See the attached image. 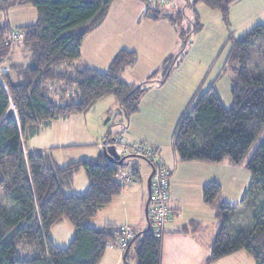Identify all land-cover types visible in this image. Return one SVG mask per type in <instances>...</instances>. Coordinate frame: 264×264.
Wrapping results in <instances>:
<instances>
[{
    "label": "trees",
    "instance_id": "obj_1",
    "mask_svg": "<svg viewBox=\"0 0 264 264\" xmlns=\"http://www.w3.org/2000/svg\"><path fill=\"white\" fill-rule=\"evenodd\" d=\"M112 1H0L5 8L31 4L37 13L35 23L21 31L22 47L27 50L23 57L30 58L29 63L8 67L15 78L0 72V264H98L107 242L117 240L120 227L107 224L96 229L84 222L121 192L122 184L115 175L134 156H124L123 163L117 164L101 151L94 159L60 166L48 151L26 150L27 139L50 119L82 114L108 95L116 98L120 112L128 118L138 111L148 83L158 73L162 75L158 82L166 80L182 55L187 36L199 29L198 24L187 26V3L192 9L202 3L217 10L227 23L229 7L237 0H183L185 5L174 0L165 8L145 2L142 18L168 21L183 45L141 82L128 83L122 78L136 60V54L127 50L118 51L103 72L87 66L67 70L66 65L80 58L84 37L103 21ZM6 33L0 27V63L13 48L3 42ZM257 46L264 51V23L235 38L227 54L226 62L236 65L231 107L221 104L212 84L180 115L173 133L172 144L180 161L217 164L229 158L234 164L244 163L250 173L249 187L240 201L241 205L249 203L250 224L241 230L232 229L239 204L224 200L215 181L202 186L203 201L214 207L220 223L206 263L245 251L254 264H264V68L252 72L247 65ZM66 92L70 94L65 96ZM112 138L109 134L105 140ZM81 169L88 179L86 190L66 192ZM132 172L136 174V169ZM62 219L74 229L66 247L56 246L49 238L51 227ZM129 250H133L136 264H160L161 237L151 228L137 231L126 255Z\"/></svg>",
    "mask_w": 264,
    "mask_h": 264
},
{
    "label": "crops",
    "instance_id": "obj_2",
    "mask_svg": "<svg viewBox=\"0 0 264 264\" xmlns=\"http://www.w3.org/2000/svg\"><path fill=\"white\" fill-rule=\"evenodd\" d=\"M145 7L143 0H113L103 21L84 37L80 47V58L66 65L67 70L72 71L87 66L103 72L107 69L114 55L121 50L132 51L136 54L135 62L123 72L124 81L128 83L141 82L148 74L158 69L164 58L170 54H175L180 49L178 31L164 19L152 21L142 18ZM204 10L214 19L218 15V20L224 23L217 10L209 8ZM36 18V9L31 4L20 3L12 4L6 8L0 7V27L6 28L8 33L15 30L22 31L24 27L34 24ZM256 23H264V0H237L230 5L227 23L225 24L246 29V26L256 25ZM12 46L13 48L0 63V70L7 67V72L12 78H15V73L8 67L20 64L27 65L30 58L23 57L27 54V50L22 47V40L12 44ZM171 71L164 82L160 83L154 80L148 83L147 90L140 98L138 111L128 117L127 125L121 129L125 132L121 131V133L120 129L114 128L115 134L107 133V135L110 134L111 138L114 135H122L127 141L143 142L156 147L170 171L168 183L169 213L161 236L160 264H254L252 258L245 251H238L206 263L210 246L220 223L215 217L214 207L205 203L199 194L205 183L215 181L219 184L220 182L214 178L213 174H209L210 169L215 168L213 166L216 165L200 161H187L193 162V165L180 164L181 161L178 159L172 144L173 133L180 115L198 95L197 91L200 88L201 79L197 77V81L194 82L191 76L182 77L180 74L170 77ZM55 87L57 88V86H51L50 89L53 90ZM68 92L64 95L70 94ZM58 93H60V89H58ZM99 104L116 106L118 103L113 95H108L95 101L89 110L82 114H70L64 118L50 119L41 124L39 130L29 139L39 135L44 129H49L57 135L60 141L50 146L48 144L32 145L29 148L26 147V150L48 151L51 157L52 151L79 150L78 154L71 155L69 152L70 159L65 158L67 162L63 164H57L52 157L53 161L60 166L80 159H94L101 152L99 145L105 141L106 136H102V131L93 133V131L84 130V128L87 124V114ZM109 111L110 108L104 106L101 111L99 110L100 117ZM164 114L165 122L168 121L170 114L178 115L176 121L171 125L173 133L171 132L172 135L168 143L169 133L167 130L162 132L160 128L158 130L156 127L157 123L163 122ZM156 115L159 116L156 117ZM65 122L72 125L69 133L64 126L66 125ZM71 140L72 142H70ZM184 166H191L190 168H193L194 171L189 175ZM124 169L132 174V181L122 184L121 192L113 197L106 206L100 208L94 217L87 219L84 222L85 226L99 229L107 224H112L118 227L128 226L137 232L142 215L145 216L143 206L147 197L146 194L144 195V189L146 190L147 177L152 169L149 164V171L144 177H141L137 168L136 174L132 172L135 168L130 171L126 166ZM186 176L187 178L189 176L194 178L193 183L196 186V192L193 191L192 203H196V211H193L189 218L178 219V215L172 219L170 215L181 212L182 201L186 199L184 196H186L188 186L182 182ZM87 186V175L81 169L73 175L72 182L66 192L80 194L86 190ZM223 199L227 201L226 198ZM63 220L65 219L54 224L49 231V238L59 247L66 246L58 244V236L53 230H57L55 228H59L58 226H65ZM70 240L71 238L69 242ZM125 250L118 247H106L98 264H122V261H127L129 257L130 250L127 255ZM134 264H136V259Z\"/></svg>",
    "mask_w": 264,
    "mask_h": 264
},
{
    "label": "rangeland",
    "instance_id": "obj_3",
    "mask_svg": "<svg viewBox=\"0 0 264 264\" xmlns=\"http://www.w3.org/2000/svg\"><path fill=\"white\" fill-rule=\"evenodd\" d=\"M180 4L185 5L183 0H180ZM186 6L187 7L185 8V13L188 17L187 26L192 27L195 24H198L199 29L195 32H191L187 36L184 47L182 49L180 48L182 51V55L180 56V58L182 59L178 60L177 66L175 64L171 71L172 75L170 77L176 74H180L182 77L191 76L194 82L197 81V77H199L201 79V83H199L200 88L197 91L198 93L196 92L197 94L213 84V87L220 99L221 104L225 108H230L232 105V96L230 91L231 80L234 74L233 69L236 65L226 62L227 54L231 48L233 40L243 34L245 31L252 28L255 24L246 26V29H239L234 27V25L231 26V24L222 23L221 20H218V15L217 18L214 19L206 12V10H204L207 8L202 3H198V5L195 6L194 10L196 12L193 11L191 7H189L190 5H188V3ZM179 43L180 46L183 45L180 39ZM247 65L248 67L250 66L252 72H256L264 68V51L262 50V48L257 46L252 51V59ZM0 72H2V70H0ZM161 78V74H158L156 76V80H160ZM104 106H108L110 108V111L103 117H100L99 110L101 111ZM175 115L176 114H170L168 121L165 122L164 114V118L162 119L163 122L157 123L156 126L158 130L160 128L162 132H165V130H167V132L169 133L167 143L173 133V128L171 127V125L176 121L178 117V115ZM158 116L159 115H156V117ZM127 120L128 118H126L125 115L120 112L118 104H116V106L99 104L98 106H96V108H93V110H91V112L87 114V124L85 125L86 127L84 128V130L88 129L93 131V133L102 131V136L105 137L107 136V133H114L113 131L115 129H120V132H125V130L121 129H123V127L127 125ZM66 123L67 122H65V124ZM64 126L66 127V131L68 133L71 132V124H66ZM67 132H64V134H67ZM116 133L119 132L116 131ZM123 135L126 136L125 134ZM67 138H69L68 135ZM58 141H60V139H58L57 135L54 132H51L49 129H44L39 135L35 136L34 138L27 139L26 147L29 148L32 145L40 146L45 144H48L50 146L52 144H57L56 142ZM70 142H72V140ZM69 152H71V155L74 153L78 154L79 150H68V152L64 150H59L58 152L52 151V157L57 164H63L67 162L65 158L70 159V155H68ZM192 163L193 162L187 161L180 162L181 165H193ZM213 165L216 166H213L215 168L210 169L209 174H213L214 178H216L218 182H220L219 185L222 189L221 197L226 198L227 202L231 204H239L237 209L238 212L232 219V229L235 231L244 229L247 225L250 224L251 208L249 207V203L241 205L240 201L242 200L244 192L249 187L251 179L250 173L245 168L244 163L234 164L229 160V158L224 159L221 163ZM184 167H186L185 170H188L189 175L192 171H194L193 168H190L191 166ZM133 168H137V170L141 174V177H144L149 171V163L142 157L134 156L133 159L127 161V169L131 171ZM193 180L194 178L190 176L188 178L186 176L182 180V182H184V184L188 186L186 188V196H184V198L186 199L182 201L181 212H179L178 214H176L175 212L173 213V215H170L172 219L174 217H177L178 215V219H186L191 216L193 211H196V203H192L194 194L193 191L196 189ZM143 184L145 185V182H143ZM145 194L147 197V188L146 190L144 189V195ZM199 196L200 198H202V189ZM247 201H249V199ZM143 210H145V205L143 206ZM63 223H65V226H58L59 228H55L57 230L53 231L56 236H58V244H60L61 246H67L69 239L72 238L71 236H73L74 229L72 224L68 220H63ZM145 227L146 220L143 214L137 231L145 229ZM134 260L135 255L133 251L130 250L127 261L123 260L122 264H134Z\"/></svg>",
    "mask_w": 264,
    "mask_h": 264
},
{
    "label": "built area",
    "instance_id": "obj_4",
    "mask_svg": "<svg viewBox=\"0 0 264 264\" xmlns=\"http://www.w3.org/2000/svg\"><path fill=\"white\" fill-rule=\"evenodd\" d=\"M144 2L158 3L160 7H168L174 0H143ZM23 38L21 31L15 30L6 33L3 42L6 44L19 43ZM7 72V67L1 69ZM107 145H113L116 153L121 156L133 155L142 157L147 160L153 170L151 178V199L148 206V216L150 220V228L156 237H161L164 226L168 220L169 192L168 183L170 171L160 156L156 147L147 143L127 141L122 135H114L111 141L100 143V151H104ZM117 181L121 184L132 181V174L124 168H119L116 175ZM119 236L115 241H109L106 244L108 248L118 247L125 250L135 235V231L128 226H120Z\"/></svg>",
    "mask_w": 264,
    "mask_h": 264
},
{
    "label": "water",
    "instance_id": "obj_5",
    "mask_svg": "<svg viewBox=\"0 0 264 264\" xmlns=\"http://www.w3.org/2000/svg\"><path fill=\"white\" fill-rule=\"evenodd\" d=\"M107 141L105 140L104 143H106ZM105 157L109 160V161H114L117 164H122L123 160H124V156H119L113 145H107L106 148L103 151ZM152 174H153V170H151V172L149 173L148 177H147V181H146V188H147V199H146V203H145V219L147 222V226L145 230H149L150 229V220H149V216H148V206H149V202L151 199V178H152Z\"/></svg>",
    "mask_w": 264,
    "mask_h": 264
}]
</instances>
